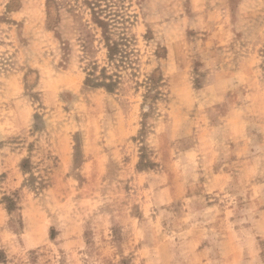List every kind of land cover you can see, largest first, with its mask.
Returning a JSON list of instances; mask_svg holds the SVG:
<instances>
[{
    "label": "rangeland",
    "instance_id": "374dc122",
    "mask_svg": "<svg viewBox=\"0 0 264 264\" xmlns=\"http://www.w3.org/2000/svg\"><path fill=\"white\" fill-rule=\"evenodd\" d=\"M0 264H264V0H0Z\"/></svg>",
    "mask_w": 264,
    "mask_h": 264
},
{
    "label": "trees",
    "instance_id": "16d2710c",
    "mask_svg": "<svg viewBox=\"0 0 264 264\" xmlns=\"http://www.w3.org/2000/svg\"><path fill=\"white\" fill-rule=\"evenodd\" d=\"M112 49H114V48H117L118 47V43H116V42H114V43H112ZM109 50H110V48H108Z\"/></svg>",
    "mask_w": 264,
    "mask_h": 264
}]
</instances>
